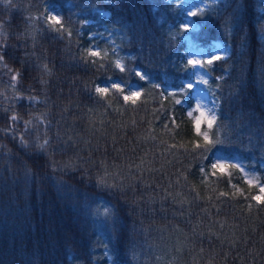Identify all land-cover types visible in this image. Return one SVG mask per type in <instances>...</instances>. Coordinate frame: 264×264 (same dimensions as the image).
I'll return each mask as SVG.
<instances>
[{
	"label": "trees",
	"instance_id": "16d2710c",
	"mask_svg": "<svg viewBox=\"0 0 264 264\" xmlns=\"http://www.w3.org/2000/svg\"><path fill=\"white\" fill-rule=\"evenodd\" d=\"M53 3L71 36L40 19ZM203 10L184 31L175 0H0V264H264L256 182L210 174L220 154L264 184V0ZM186 32L229 47L204 66L217 121L201 130L216 139L219 126L224 141L208 152L188 116L195 100L168 95L184 83ZM93 44L108 51L95 64ZM112 79L142 95L95 92Z\"/></svg>",
	"mask_w": 264,
	"mask_h": 264
},
{
	"label": "snow or ice",
	"instance_id": "6c2138e0",
	"mask_svg": "<svg viewBox=\"0 0 264 264\" xmlns=\"http://www.w3.org/2000/svg\"><path fill=\"white\" fill-rule=\"evenodd\" d=\"M201 3H203V0H200ZM228 5H225L227 7ZM195 7L196 11L192 12L191 8ZM239 8V6H238ZM203 9L199 7V4H189L188 10L184 11L183 16L180 20L177 21V23L180 24L181 28L184 31H189L191 27H193V22L191 20H188V16H196L198 14L203 13ZM40 19L44 20L51 31L59 34L66 33L68 36H71V31L65 26L63 22L62 16L56 14V6L55 4H49L44 9V13L41 14ZM182 34V33H181ZM103 52V55H102ZM113 53H115V49H113ZM188 55H192V53H188ZM86 56L92 58L91 63L95 64L97 63V59H105L108 57V51L107 50H101L98 45L90 46L88 49H86ZM210 58L204 60V59H193V58H187V63L185 65V72L187 79L184 83H182L176 90L169 91L168 95L172 97L180 96L181 99H176V104H181L185 102V99L188 100L189 107L192 108V100L195 99L197 102L195 103V107L192 111H188V116L192 117L194 120V127L197 134L201 135L204 140L203 150L208 152L211 151L212 146H215L217 144H223L224 141L220 139L219 137V126H217V137L216 139H212L209 136L208 131H202L201 125L206 124L207 129L211 130L213 126L216 124L217 121V114L215 111V108H208L205 104L200 102V95L196 94V89L198 86H206L209 85V80L206 78L208 75H210V71L205 69V65L212 66L216 61L224 59V57L220 55H212L209 54ZM3 53L0 52V62L3 61ZM123 57L118 58L113 61L114 66L119 69L121 72L125 71V66L123 63ZM100 67H104L103 64H100ZM45 70H47V66L45 65ZM11 72V69H9ZM135 72V75L138 76L141 80H149V76L139 70L133 69ZM262 72H264V68L261 69ZM203 72L204 75H201L200 73ZM20 74L17 72L14 75H12V81L13 86H15V82L17 81V77ZM195 77V79H193ZM110 79V78H109ZM122 82H110L109 86L106 87H100L97 86L95 88V92L99 95L107 94L110 90L117 91L121 94L124 93V88L121 86ZM154 88L160 89L161 86L159 84H154ZM201 92H204L203 87H201ZM142 95L141 91H131L129 90L128 94L123 95L124 101H131L133 104L136 103V100ZM161 95H163V90L161 91ZM29 99H36L35 97H29ZM193 112L198 113V115L193 116ZM17 116L13 114L10 117V120L15 123L17 121ZM30 123L26 122L27 124ZM173 123H175V120L173 118ZM7 133H10L13 135V139H15L14 130L10 126L8 129L4 130ZM20 144L24 147H27L26 142L24 141L23 136H20L19 138ZM48 141L45 140L43 144H40L38 147L43 150ZM196 148H201L202 146L200 144L195 145ZM211 172L210 174L212 176L216 175L217 171H220L222 174L227 171L228 168H237L241 173H243L245 179L249 184H253L256 182L255 186L259 189V193L255 196H253L251 199L255 200L259 203H264V184L259 183V177L249 176V173L244 171V168L239 164H229L221 159H216L214 163L211 164ZM201 174L207 179L209 173L205 171V169L202 167L200 169ZM98 186L102 189H114L116 188L115 185H108L103 179H100L98 182ZM110 209L105 208V215L110 214Z\"/></svg>",
	"mask_w": 264,
	"mask_h": 264
},
{
	"label": "rangeland",
	"instance_id": "374dc122",
	"mask_svg": "<svg viewBox=\"0 0 264 264\" xmlns=\"http://www.w3.org/2000/svg\"><path fill=\"white\" fill-rule=\"evenodd\" d=\"M214 1H216V0H203V3H201L200 0H175L176 4L179 5L183 9V11L188 10L189 4H199V7L203 9L205 7L212 5L214 3ZM191 11L195 12L196 8L192 7ZM101 13L107 14L108 12L103 10V11H101ZM56 14H58V13L56 12ZM187 19L191 20L193 22L194 26L191 28L197 29L198 25L191 18V16H188ZM189 34L190 33L186 32V34L184 35V37L187 38V41H186L187 43H186V47H185L186 60H187V58L206 60V59L210 58L209 54L220 55L222 57H225L228 54L229 47L224 42H222L220 40H213L212 42H210L208 44H202V43H199L193 37H191ZM95 45L96 44H93L92 46H95ZM188 53H192V55H188ZM200 74L204 75L203 72H201ZM186 79H187V76L185 75L184 76V82L186 81ZM193 79H195V77H193ZM110 82H122V81L118 80V79H112V80L108 81L106 84H104L102 87L109 86ZM121 86L124 88V94H128L129 90L140 91V86L134 82H131V83L122 82ZM201 87H203V86H198L196 89V94L200 95V98H201L200 102L205 104L208 108H213L215 106L213 99L208 95V93L204 87H203L204 92L202 93ZM195 102H197V101L195 100ZM216 159H221V160H223L229 164L233 162L235 164H239L242 166V163L238 159L233 158V157L215 154L213 156L212 163H214Z\"/></svg>",
	"mask_w": 264,
	"mask_h": 264
}]
</instances>
